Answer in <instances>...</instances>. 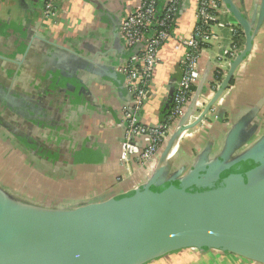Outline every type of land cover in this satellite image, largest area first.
I'll return each instance as SVG.
<instances>
[{
  "label": "crops",
  "instance_id": "1",
  "mask_svg": "<svg viewBox=\"0 0 264 264\" xmlns=\"http://www.w3.org/2000/svg\"><path fill=\"white\" fill-rule=\"evenodd\" d=\"M136 1L64 0L46 17L44 0H0V186L22 202L74 210L130 195L155 173L160 155L145 168L133 160L130 171L120 160L121 108L130 95L117 72L127 55L118 32ZM233 2L255 29L252 47L215 112L179 142L166 177L185 175L200 158L216 159L235 127L241 126L240 137L251 139L243 150L264 135L262 0ZM197 5L198 0H186L173 39L159 52L150 98L138 113L148 127L161 125L172 107L185 54L180 40L192 36ZM222 34L226 46V31ZM217 55V46H211L202 56L196 91L204 105L216 94ZM148 264L259 263L186 249Z\"/></svg>",
  "mask_w": 264,
  "mask_h": 264
},
{
  "label": "water",
  "instance_id": "2",
  "mask_svg": "<svg viewBox=\"0 0 264 264\" xmlns=\"http://www.w3.org/2000/svg\"><path fill=\"white\" fill-rule=\"evenodd\" d=\"M222 1L244 30V51L192 124L195 103L190 106L146 185L74 210L30 205L0 186V264H148L186 249L215 250L264 264V135L243 150L251 139L240 137L241 126L235 127L216 159L200 158L185 175L165 176L184 132L208 115L252 47L251 21L233 0ZM263 20L264 0L258 27Z\"/></svg>",
  "mask_w": 264,
  "mask_h": 264
},
{
  "label": "built area",
  "instance_id": "3",
  "mask_svg": "<svg viewBox=\"0 0 264 264\" xmlns=\"http://www.w3.org/2000/svg\"><path fill=\"white\" fill-rule=\"evenodd\" d=\"M64 0H44L46 17H52ZM186 0H137L134 8L123 15L119 35L129 56L117 66L123 77L130 99L121 108V121L124 126L121 162L131 170L132 161L140 167H148L162 153L171 134L177 129L180 120L186 115L190 106L195 103V112L189 124L196 121L207 105L196 97V86L201 78V60L205 50L217 46L215 73L220 80L213 82L216 93L227 76L231 64L245 48L244 30L233 20V16L222 0H198L196 18L192 36L180 40L185 47L181 60V79L172 107L161 125L148 127L138 117L140 109L149 100L153 79L159 65L160 50L173 39L176 22L183 10ZM226 31L228 44L223 45V34ZM221 42L222 45H219ZM227 89L219 97L222 101ZM214 105L209 113L215 112ZM206 115L200 122L205 123ZM199 123V124H200ZM191 130L184 132L188 136ZM137 139H144L141 146Z\"/></svg>",
  "mask_w": 264,
  "mask_h": 264
},
{
  "label": "trees",
  "instance_id": "4",
  "mask_svg": "<svg viewBox=\"0 0 264 264\" xmlns=\"http://www.w3.org/2000/svg\"><path fill=\"white\" fill-rule=\"evenodd\" d=\"M221 79V75L218 73H215V80H220Z\"/></svg>",
  "mask_w": 264,
  "mask_h": 264
},
{
  "label": "bare ground",
  "instance_id": "5",
  "mask_svg": "<svg viewBox=\"0 0 264 264\" xmlns=\"http://www.w3.org/2000/svg\"><path fill=\"white\" fill-rule=\"evenodd\" d=\"M176 145H177V144L175 143V144H174V147H173V149H172V151H171L172 154L176 151Z\"/></svg>",
  "mask_w": 264,
  "mask_h": 264
},
{
  "label": "rangeland",
  "instance_id": "6",
  "mask_svg": "<svg viewBox=\"0 0 264 264\" xmlns=\"http://www.w3.org/2000/svg\"><path fill=\"white\" fill-rule=\"evenodd\" d=\"M17 199H19V198H17Z\"/></svg>",
  "mask_w": 264,
  "mask_h": 264
}]
</instances>
